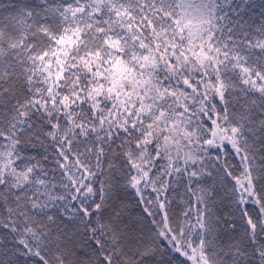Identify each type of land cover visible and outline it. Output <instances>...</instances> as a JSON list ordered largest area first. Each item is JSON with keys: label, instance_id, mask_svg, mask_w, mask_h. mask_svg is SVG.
Returning a JSON list of instances; mask_svg holds the SVG:
<instances>
[{"label": "snow or ice", "instance_id": "snow-or-ice-1", "mask_svg": "<svg viewBox=\"0 0 264 264\" xmlns=\"http://www.w3.org/2000/svg\"><path fill=\"white\" fill-rule=\"evenodd\" d=\"M0 264H264V0H0Z\"/></svg>", "mask_w": 264, "mask_h": 264}]
</instances>
